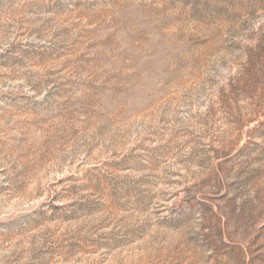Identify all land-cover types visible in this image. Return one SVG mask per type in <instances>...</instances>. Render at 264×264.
Here are the masks:
<instances>
[{
  "label": "rangeland",
  "instance_id": "obj_1",
  "mask_svg": "<svg viewBox=\"0 0 264 264\" xmlns=\"http://www.w3.org/2000/svg\"><path fill=\"white\" fill-rule=\"evenodd\" d=\"M0 264H264V0H0Z\"/></svg>",
  "mask_w": 264,
  "mask_h": 264
}]
</instances>
